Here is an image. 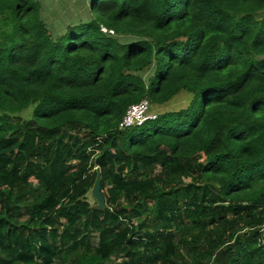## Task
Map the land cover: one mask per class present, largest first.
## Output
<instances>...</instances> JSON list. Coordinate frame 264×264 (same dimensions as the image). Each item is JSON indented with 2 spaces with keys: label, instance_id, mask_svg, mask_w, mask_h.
<instances>
[{
  "label": "trees",
  "instance_id": "16d2710c",
  "mask_svg": "<svg viewBox=\"0 0 264 264\" xmlns=\"http://www.w3.org/2000/svg\"><path fill=\"white\" fill-rule=\"evenodd\" d=\"M81 1L0 0V264H264V0Z\"/></svg>",
  "mask_w": 264,
  "mask_h": 264
},
{
  "label": "rangeland",
  "instance_id": "374dc122",
  "mask_svg": "<svg viewBox=\"0 0 264 264\" xmlns=\"http://www.w3.org/2000/svg\"><path fill=\"white\" fill-rule=\"evenodd\" d=\"M42 5H43V12L50 17L49 18V24H64L67 21H69L70 19H72L70 16L67 15V13L73 9L77 4V8L80 9V11L78 12L77 9H73L74 13L77 15H84V10H85V6L82 5V1L81 0H39ZM74 1V3H73ZM183 98H179L177 99L175 102L172 103L171 106H182V100ZM186 102V101H185ZM151 110H152V106H151ZM33 111H34V105L30 106L29 108H27L26 110H24L21 113V117L25 120L30 119L33 116ZM154 113L158 112L156 111L154 108L152 110ZM158 114V113H157ZM89 201L92 205H96V201L94 200V198L92 197V195H90L89 197ZM94 244L98 243L97 239L93 240ZM121 262V260H116L113 262V264H119ZM56 264H60V260H56L55 262Z\"/></svg>",
  "mask_w": 264,
  "mask_h": 264
},
{
  "label": "built area",
  "instance_id": "2783aa9c",
  "mask_svg": "<svg viewBox=\"0 0 264 264\" xmlns=\"http://www.w3.org/2000/svg\"><path fill=\"white\" fill-rule=\"evenodd\" d=\"M157 115L151 110V103L148 99H144L137 104L131 105L121 124V129L142 126L145 122L155 119Z\"/></svg>",
  "mask_w": 264,
  "mask_h": 264
},
{
  "label": "water",
  "instance_id": "95a60500",
  "mask_svg": "<svg viewBox=\"0 0 264 264\" xmlns=\"http://www.w3.org/2000/svg\"><path fill=\"white\" fill-rule=\"evenodd\" d=\"M155 114L158 115L156 112ZM91 195L96 201L95 209L97 211H102L107 208L106 199L102 194V175L100 170H98L96 182L91 190Z\"/></svg>",
  "mask_w": 264,
  "mask_h": 264
}]
</instances>
